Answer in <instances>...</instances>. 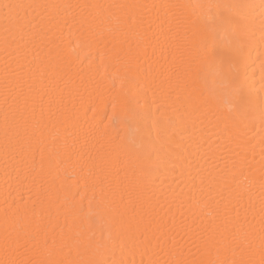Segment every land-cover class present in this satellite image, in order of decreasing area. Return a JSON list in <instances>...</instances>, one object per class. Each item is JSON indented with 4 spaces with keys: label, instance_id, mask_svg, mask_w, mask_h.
I'll list each match as a JSON object with an SVG mask.
<instances>
[{
    "label": "bare ground",
    "instance_id": "6f19581e",
    "mask_svg": "<svg viewBox=\"0 0 264 264\" xmlns=\"http://www.w3.org/2000/svg\"><path fill=\"white\" fill-rule=\"evenodd\" d=\"M201 2L0 0V91L7 61L20 85L13 129L22 138L6 157L0 96V260L6 251L16 264L78 259L70 237L98 227L78 219L68 202L77 190L81 155L88 166L95 165V173L87 185L80 181L76 199L91 197V185L103 179L105 196L125 213L127 243H118L111 260L147 264L136 247L141 233L159 243L161 264H232L241 251L248 253L249 244L253 258L261 259L264 125L257 118L244 129L242 141L233 140L226 127L229 106L212 102L193 135L184 134L179 123L170 126L186 116L183 103L190 89L182 54L194 30L185 11L151 6ZM16 3L81 7L31 12V23L24 22L6 51L3 6ZM258 56L253 53L249 69L257 100L264 98ZM25 127L36 132L31 149ZM162 138L170 139L176 155L190 154L191 164H177L175 171L171 164L146 168ZM65 143L73 150L71 159ZM94 191L99 200L100 187Z\"/></svg>",
    "mask_w": 264,
    "mask_h": 264
},
{
    "label": "snow or ice",
    "instance_id": "6c2138e0",
    "mask_svg": "<svg viewBox=\"0 0 264 264\" xmlns=\"http://www.w3.org/2000/svg\"><path fill=\"white\" fill-rule=\"evenodd\" d=\"M3 15V43L5 50L16 43V36L24 22L31 23L27 18L37 9L47 10L52 7L73 8L79 5H46V4H5ZM86 7V6H85ZM121 7L141 8L142 5H125ZM153 9H181L191 20L194 30L185 52L182 54L183 74L187 77L186 88L190 89L184 99L182 115L179 121H170V126L179 125L182 132L189 136L194 134L197 121L210 111L212 102L226 104L230 109L228 125L232 139L242 141V133L249 123L259 119L264 125V98L259 100L253 94L255 83L249 75V69L254 64L253 53L258 52L257 58L262 61L264 68V0H205L197 4L152 5ZM43 18V17H41ZM131 16L129 19L131 20ZM264 90V78L261 80ZM19 82L15 72L6 61L2 91L4 151L5 156L22 143L21 132L13 129V122L17 117L19 101ZM111 119V118H110ZM95 129L94 132H99ZM23 134L28 138V148L31 149V140L35 137V129L25 127ZM134 134L132 139H134ZM170 139L162 138L159 146L155 148V159L149 156L145 167L149 170H158L161 166L171 164L170 171H175L177 164L181 168L191 164V155H176L170 148ZM264 143V141H262ZM65 153L71 159L73 150L66 143L63 145ZM85 146L80 152L83 153ZM33 167L36 166L33 155ZM43 169V160L40 162ZM95 173V165L88 166L87 160L81 155L79 173L76 179V192L70 198L71 212L81 221L87 220L98 227L93 230L81 228L71 239V247L77 251L78 259L72 264H121L111 260L118 243H127V229L125 227V213L116 201H109L104 194V180L100 179L91 185L93 195H85L76 199L79 193L80 181L87 182ZM73 177H68L72 179ZM100 187L101 198L98 200L94 189ZM71 192V187H69ZM170 195L176 197L175 189H169ZM67 199V197H66ZM87 200V204H85ZM122 203V201H121ZM191 203V196L189 197ZM96 231L100 232L99 237ZM107 233V235H105ZM143 255L148 257L147 264H161L157 257L163 251L159 243L153 245L152 239L141 233L136 244ZM248 253L241 251L238 259L232 264H264V243L261 245V259L256 261L248 245ZM0 264H16L15 260L6 256ZM62 264V262H61ZM143 264V262H142ZM215 264H228L227 260L217 261Z\"/></svg>",
    "mask_w": 264,
    "mask_h": 264
}]
</instances>
